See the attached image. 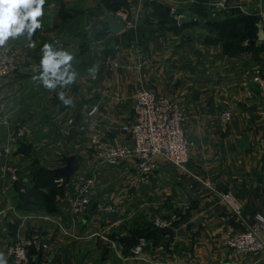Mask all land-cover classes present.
<instances>
[{
  "label": "crops",
  "instance_id": "1",
  "mask_svg": "<svg viewBox=\"0 0 264 264\" xmlns=\"http://www.w3.org/2000/svg\"><path fill=\"white\" fill-rule=\"evenodd\" d=\"M128 1V15L138 23L136 12L151 2L167 13L166 20H174L169 11L175 9L188 21L161 26L163 14L156 12L142 37L141 26L109 34L100 0H47L43 27L33 37L36 46L26 47L23 37L8 42L19 69L0 81V251L8 264L7 248L22 240L31 242V264H264V255L241 256L221 245L230 233L243 229L222 194L229 192L242 202L246 223L256 213L264 214V152L258 146L264 139V108L251 73L253 67L262 66L264 0H231L234 8L215 19L195 11L203 6L201 0ZM110 13L121 19L124 12ZM242 15L255 20V26L243 23L226 30L257 38L249 50L227 51L224 45L238 43L239 38L209 24ZM128 32L133 39L126 36ZM244 41L239 46L249 45ZM45 43L75 56L73 66L79 76L66 90L75 102L71 107L32 79ZM139 54L146 61L141 68ZM108 55L118 61V68L103 64ZM93 66L99 69L95 79L88 73ZM139 88L154 90L182 108L191 143L189 171L210 187L161 161L150 182L141 184L129 160L102 168L90 211L70 215L72 181L94 169L90 139L128 143L120 127L132 120V94ZM93 107L96 113L88 116ZM225 109L231 111V118L223 121L219 114ZM19 127L26 136L5 156L3 148L11 146ZM21 144L30 148L22 153ZM70 156L77 160L78 170L68 184L54 183L62 189L54 214L15 208L38 168L57 171L65 166L62 159ZM8 161L18 171L15 183L3 171ZM98 203L112 205L115 211H97ZM171 217L176 221L159 242L139 236L156 228L155 218ZM138 238H145L149 247L134 259L131 250Z\"/></svg>",
  "mask_w": 264,
  "mask_h": 264
},
{
  "label": "built area",
  "instance_id": "2",
  "mask_svg": "<svg viewBox=\"0 0 264 264\" xmlns=\"http://www.w3.org/2000/svg\"><path fill=\"white\" fill-rule=\"evenodd\" d=\"M153 0H149L151 2ZM155 1V0H154ZM152 3V2H151ZM204 7L208 10V15L215 19L217 15L234 8L231 0H206ZM144 6L136 12L135 18H142ZM125 30H136L137 19L131 18L127 12L121 14ZM169 16L176 22L185 18L184 14L175 9H170ZM246 39L244 45H248ZM139 68L146 64L145 58L139 54ZM262 66L253 67L252 82L256 85L264 108V51L261 54ZM106 67L118 68V61L112 56L103 59ZM17 66L13 55L8 51H0V81L13 76L17 71ZM132 120L124 123L120 131L126 136L128 143L102 142L98 138L92 137L89 141L90 154L93 158L94 169L90 175H80L76 177L70 187L73 197L68 199V212L72 216L87 214L92 207V196L96 181L101 176L102 168H115L126 161L132 160L137 173V181L141 184L150 182L151 177L159 168V161L169 165L175 170L186 174L189 171L191 143L185 133V115L182 108L170 99L160 97L154 90L143 88L137 89L132 94ZM75 103V102H74ZM97 108L89 110L88 116H93ZM219 117L226 121L231 118V111L223 110ZM26 130L19 127L15 130L11 138V146L3 148V154H11L12 146H19L20 141L25 138ZM259 148L264 152V139L258 142ZM3 171L9 180L15 183L19 179L18 171L11 162H6ZM195 181L204 187H210L209 183L202 181L197 176L191 174ZM58 185L68 184L67 179L59 177L54 181ZM222 201L226 204L230 214L239 220L243 229L230 233L222 240L221 245L233 253L246 257L260 258L264 255V214L256 213L253 219L246 223L243 218V204L239 199L229 192L221 195ZM97 211H115L112 205L104 206L97 204ZM45 220L50 221L49 217ZM176 221L175 217L155 218L153 224L157 229L170 228ZM29 240L17 241L6 250L10 264H30ZM113 247V244H112ZM149 244L145 238H138L137 243L131 250L134 259H139L143 252L148 249ZM258 260V259H257ZM253 261L251 264H256Z\"/></svg>",
  "mask_w": 264,
  "mask_h": 264
},
{
  "label": "clouds",
  "instance_id": "3",
  "mask_svg": "<svg viewBox=\"0 0 264 264\" xmlns=\"http://www.w3.org/2000/svg\"><path fill=\"white\" fill-rule=\"evenodd\" d=\"M47 0H0V51H8V42L23 37L26 47L34 48L36 42L33 37L37 30L43 27L44 8ZM75 56L72 52L55 48L50 43L43 44L39 64L33 71L32 77L46 90L56 93L64 106L71 107L74 102L66 92L77 82L79 73L73 66ZM99 71L93 66L88 73L93 79ZM0 264H8V259L3 251H0Z\"/></svg>",
  "mask_w": 264,
  "mask_h": 264
},
{
  "label": "trees",
  "instance_id": "4",
  "mask_svg": "<svg viewBox=\"0 0 264 264\" xmlns=\"http://www.w3.org/2000/svg\"><path fill=\"white\" fill-rule=\"evenodd\" d=\"M200 1V0H199ZM101 5L105 7L109 12L116 13L118 10H122L123 12H129L130 2L128 0H100ZM202 4L206 2V0H201ZM204 6V5H203ZM201 5L195 7V11L198 12L201 16L206 17L207 16V10L205 7ZM150 9V12L148 13V10ZM162 13L163 14V20H160L158 23L161 24V26L164 25V23H178L175 20L168 19L166 20L167 13L163 10L158 8L156 4H146L144 6V14L138 23L137 26H141L140 36H144L146 32L149 31L148 26H152L153 20L151 19V16H153L152 13ZM234 12V11H233ZM161 16V14H160ZM245 25H251L255 26V20H253L251 17L248 16H241L238 18H226L223 21L215 20L212 21L209 26H215L217 29L221 30L222 32L232 35L233 37H238V43H231L225 44L224 48L225 50H234V51H243L249 50L253 47L254 39L257 38L256 34L253 33H236L233 30L227 31L226 26H238L241 24ZM235 30V28H233ZM106 31V30H105ZM138 37L139 38V31H138ZM129 39H133L134 35L133 33H127ZM248 40L249 45L247 47H241L239 46L243 40ZM261 49V48H260ZM261 52L264 51V49L260 50ZM60 176L57 174L56 171L53 170H46L43 168H38L36 172H34L31 185L30 187L24 192V194L21 195V199L19 202L16 203V207L18 210L21 211H36V212H44L46 214H54L56 212V207L54 205V202L56 200V197L62 195V189L56 187V184H54L55 180L58 179ZM44 189H48L47 194L43 192ZM167 229H156V228H148L146 229L143 235H140V237H146L148 240L149 238H152L154 242H159L162 235H165L167 232ZM31 264V263H30Z\"/></svg>",
  "mask_w": 264,
  "mask_h": 264
},
{
  "label": "water",
  "instance_id": "5",
  "mask_svg": "<svg viewBox=\"0 0 264 264\" xmlns=\"http://www.w3.org/2000/svg\"><path fill=\"white\" fill-rule=\"evenodd\" d=\"M102 12H103V21L106 24L107 27V33L109 34H119L125 30V26L123 21L118 19L116 16L111 14L105 7H102ZM188 20L183 19L180 20L179 23H185ZM258 34L260 38H263V33L262 30L259 28L258 29ZM30 148L29 145L21 144L20 145V151L22 153L26 152ZM62 162L65 164L63 168H60L57 170V174L60 177H64L68 179L72 174H74L78 170V162L77 160L73 157H64L62 159ZM132 241H134V238H132Z\"/></svg>",
  "mask_w": 264,
  "mask_h": 264
},
{
  "label": "rangeland",
  "instance_id": "6",
  "mask_svg": "<svg viewBox=\"0 0 264 264\" xmlns=\"http://www.w3.org/2000/svg\"><path fill=\"white\" fill-rule=\"evenodd\" d=\"M130 3H131V2H130ZM129 5L131 6V4H129ZM108 56H109V55H108ZM15 63H16V62H15ZM16 66H17V70H16V71H18V69H19V68H18V65H17V63H16Z\"/></svg>",
  "mask_w": 264,
  "mask_h": 264
}]
</instances>
